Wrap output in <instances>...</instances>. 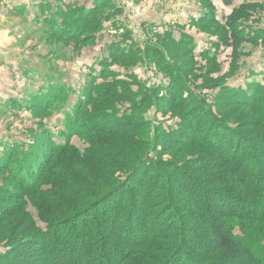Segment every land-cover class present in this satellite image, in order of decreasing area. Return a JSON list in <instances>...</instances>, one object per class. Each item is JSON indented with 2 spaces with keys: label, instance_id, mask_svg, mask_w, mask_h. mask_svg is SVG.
Masks as SVG:
<instances>
[{
  "label": "rangeland",
  "instance_id": "1",
  "mask_svg": "<svg viewBox=\"0 0 264 264\" xmlns=\"http://www.w3.org/2000/svg\"><path fill=\"white\" fill-rule=\"evenodd\" d=\"M224 1L0 0V264H30L29 259L31 261L37 252L28 243L37 240L39 233L45 230H57L56 219L60 217H54L56 208L53 206L80 198L78 190L85 192L91 189L98 198H107L116 193L113 198L120 200V207L109 212H102V204L94 210V223L103 224L104 228L112 227V234L105 233L109 245L126 247L129 243L121 238L123 233L120 231L136 230V224H140L142 212H137L140 206L137 201L145 190L140 191L138 185L132 183H125V188H119L116 180L122 175V167L140 158L133 153L142 144V137L131 140L130 132H122L118 137L100 132L102 135L87 138L83 134L86 130L103 131L114 126L110 118L104 119L106 125H103V118L98 117V112H92L94 115L96 113L97 119L90 125L82 117L78 120L81 124L79 129L75 123L71 125L68 118L74 114L77 102L83 99L84 92L90 87L95 90V86L113 84L107 89L111 91L124 83L126 89L139 93L123 103L110 97L108 101L113 104L109 108L101 107L102 100L92 102L90 109L92 107L95 111L128 108L131 103L143 100V93L147 89L152 91V98L157 100L158 107L156 112L154 105L145 100L147 110L142 115L147 123L152 127L160 124L164 129L174 130L180 121L189 123L190 129H182V133L194 138L200 135L203 138L200 142L197 139L195 145L181 149L175 138L167 140V137L157 135L151 140L152 144H156L151 158L170 161L168 167L174 160L193 163L197 171L201 170L197 173L200 178L196 176L204 190H208L210 184L225 182L220 190L224 187L227 194L235 187L224 176L225 172L233 170L230 162L227 164L225 161V152L206 145L207 140L213 139L216 134L223 135L224 144L231 142V146L237 147V151L233 149L232 152L249 173L245 179L253 184L261 180V185H264V166L260 168L258 165L264 162V0L260 3L263 9L237 27L244 37L247 34L263 37L255 44L242 45L249 56L242 59V66L235 73L231 68L230 49L220 44L225 33L229 34L223 25L231 7L226 6ZM241 2L234 0L232 6ZM95 6L101 8L96 9ZM91 11H95L94 14ZM209 19L215 23L212 24ZM78 22L81 23L76 25ZM217 46L219 49L215 53ZM207 53L212 56L215 54L214 60L205 58ZM113 57H121L122 60L108 64ZM174 71L195 86L193 93L206 99L204 105L217 120L215 126L213 122L208 123L211 133L207 140V136L202 134L204 121L195 129L185 114L186 108L173 98L176 88H170L173 79L169 74ZM205 83L206 86H203ZM167 106L173 110L161 117ZM67 134L72 136L70 144L76 150L82 153L92 148L91 153L95 158L81 162L76 169L68 163V155L54 154L46 165L45 173L35 176V172L28 168L32 156L35 155L38 164L45 163L48 158L43 159L34 153L37 150L41 152L43 145L40 143H45L47 139L51 143L62 144ZM187 142L190 143L191 139ZM168 144L172 146L159 158L160 149L166 145L169 147ZM4 155L5 158L13 156L9 158V169L4 167ZM201 156L213 160L216 165L211 163L202 168L199 163ZM168 167L163 168L169 177L161 190L163 194L151 200L152 207L157 206L152 209L155 216L143 221L149 230L155 221L159 223V220L166 218L167 211L161 210V205L176 206L173 202H164V194L167 199L174 191L180 192L182 196L200 198L202 203L211 208L226 210L220 197L204 195L203 191L198 190L191 183L187 171L172 173ZM172 179L178 184L174 185ZM25 182L33 186L23 191ZM129 189H138L139 192L131 194L129 198ZM46 190H51V195L44 198L41 193ZM154 193H157V189ZM88 199L91 200V197ZM128 202L133 204V209L128 208ZM48 205L50 209L47 212L40 211V207ZM184 206L182 214L178 208L180 216L190 215L193 206L186 202ZM231 206L235 208L236 204L232 201ZM113 210L119 211L118 224L122 217H126L118 229L114 228L110 220ZM236 211L243 212L241 209ZM127 225L129 229L123 230L122 227ZM68 226L66 223L65 227ZM235 233L236 237H241L237 231ZM201 238L199 236L193 242L194 246L187 245L184 248L198 254V258L202 259L199 263H209L215 255L206 249L201 256V252L196 249L202 243H207L210 236L204 240ZM243 239L264 256V239ZM103 246L106 247L105 244ZM101 249L110 258L112 252L107 248ZM145 250L152 253L151 249ZM162 251H159L160 255L167 252L166 249ZM172 253H176L173 248L164 260L167 257L172 259ZM182 254H176L177 257L171 263H198L188 259L183 251ZM66 262L85 263L81 257Z\"/></svg>",
  "mask_w": 264,
  "mask_h": 264
},
{
  "label": "trees",
  "instance_id": "2",
  "mask_svg": "<svg viewBox=\"0 0 264 264\" xmlns=\"http://www.w3.org/2000/svg\"><path fill=\"white\" fill-rule=\"evenodd\" d=\"M233 1L234 0L224 1L226 6L231 7V11L229 15L225 17V23L223 25L229 34L225 33L226 35L225 37L221 38L220 44L225 49H230V58L232 62L231 68L235 73L241 68V62H243L242 59L246 56H249L245 53L246 47H243L242 45L245 43L255 44L259 38L263 37L249 34L244 37L242 36L241 32L237 31V27L241 23L248 22L258 10L263 9V5L260 4L263 0H242L239 5L232 6ZM95 8L100 9L101 7L95 6ZM91 12V14H94L95 11ZM209 20L212 22V24L215 23L213 19ZM80 23L81 22H78L76 25H79ZM72 35L76 36L77 34ZM218 49L219 48L217 46L215 48V53H217ZM208 54L209 53H207V55L204 57L214 60L215 54L213 56ZM121 56L125 57L124 55ZM121 60V57H113L107 63L114 64L116 61ZM174 72L169 74L173 79L170 88H176V91L173 93V98L178 104L183 105V107L186 108L185 114L195 129H198V124L204 121V124L202 125V134L207 136L205 137V140H207L211 133L210 129L208 130V123L213 122L212 124L215 126L217 124V120L212 115V111H210L206 105H204L206 99L200 94L193 93L192 90H196L195 86H192L186 77L177 73V71L175 73ZM173 73L176 77L172 76ZM101 77L103 78L104 76ZM112 85L113 84H109L108 86L104 87L95 86V90H93V87L87 88L84 92L83 99L77 102V108L74 111V114H70L68 119L70 124L72 125L75 123L78 129L81 127L79 126L81 124L78 123V120L81 117L84 118V121L88 120V125L97 119L96 113L94 115L92 112H98V117L101 119L103 118V125H106L104 119L110 118L113 121L114 126L108 127L107 125L108 129H104L103 131L100 129L86 130L87 132L84 131L83 134L86 135L87 138L102 135L100 132H103L104 135L115 137H118L122 132H130L131 140L136 139L137 137H142V144H140L134 153L132 152L134 156H139L140 158H137L138 160H136V162H131V165L122 167V171H120L122 172V175L120 176V179H117L119 181L116 180L117 186H120L119 188H123L125 183H132L134 186L138 185L137 188L140 189V191L143 189L145 190L139 195L141 197L139 201H137V203L140 204V206L137 207V212L139 213V210L142 212V219H140L141 222L140 224H136L138 226L136 230L130 229L125 231L124 229H129L128 225L127 227H122L124 232H120L124 235L122 234L121 238L129 243L126 245V247L109 245V238L106 237L105 233L111 232L112 234V227L104 228L105 225L94 223V210H97L98 206L102 204V212H109L113 208L120 207V200L113 198L116 193L109 195L107 198H98L91 189L88 191L86 190L85 192L78 190V193H75H77V195H81L80 198L74 201L70 200L65 202V204L59 203L58 205L55 204L53 206L56 208V210H54V217L59 216L61 218L56 219L57 230L52 228L45 230L39 233L40 235H38L39 237L37 240H31V243H28V245H31L37 252V254L34 252L35 256L31 261L29 259L30 264H73L70 263L71 261H66L68 259L78 260L80 257L85 262L82 264H190L171 263L176 254L177 256L183 255L182 251L188 259L198 262L195 264H264V256L253 249V247L243 239H264V185H261V180L259 183L253 184L252 182L245 179L249 176V173H247L245 170L246 168H242L240 161H238L236 155H234V151H237V147L231 146V142L224 144V142H222L223 135L221 134H216L213 139L207 140L208 144L206 145L209 148H218L219 152H222V150L225 152V161L227 164L228 161L230 162L233 170L225 172L224 176L226 179H228V182H233L235 187L232 189V192L227 194L224 192V187H222V190H220L221 186H223L225 182L221 184H210V188L208 190H204L202 183L199 180L200 177L197 175L198 171L201 170L199 169L197 171L195 167H193V163H189L188 161H185V163H179L174 160L172 165L168 167L170 161H160L157 157L154 159L151 158V153H153L156 145L154 142V144H152L151 140H154L157 135L163 138L167 137V140L169 138H175L177 146L181 147V149L195 145L203 138L200 137V135H196L197 137L194 138V136L182 133V129H190L188 126L189 123H183L181 121L178 122L176 124V130L164 129L160 124H157V127H152L150 123H147L144 116L142 115L143 112L147 110V108H145L147 107V103H145L146 99L148 102H151V104L154 105L155 111L158 112L156 102L157 100L152 98L151 90L146 89V92L143 93V100H140L137 103H131L128 108L122 107L120 111L117 108L109 110L105 109L104 111H95L92 109V107L91 110L90 105L92 102L102 100L100 103L101 107L109 108L112 107L113 104L112 102L108 101V98L110 97L123 103L139 95L137 92H131L130 90L126 89L123 86L124 83H120V87H116V89L108 91L107 89H110V86L113 87ZM202 85L206 86V83ZM197 100L201 102L198 103L196 102ZM100 109L102 110L103 108ZM164 109L165 112L162 113L161 117H163L165 113L173 110L172 107L168 106L164 107ZM87 113L88 115H86ZM136 123L140 125V127L135 125ZM93 131H98L99 133H94ZM71 138L72 136L69 137L67 134V139L62 144H54L49 142L47 139L45 143L41 142L40 144L43 145V148L40 150L41 152L37 150L34 153L43 159L48 157L47 161L45 163L38 164V162L35 161V155H33V159H30L29 161L30 164L28 168L30 171L35 172V176L43 175V172L45 173L47 169L46 165L54 154L57 155L60 153V155H68V163L74 166L76 169L78 164L81 162L95 158L94 154L91 153L92 148H89L87 151H83L82 153L76 150L75 147L70 144ZM188 139H191L190 143L187 142ZM242 141L246 143L244 139ZM168 145L169 147L166 145L165 148L160 149L158 154L159 158H161L162 155H164V153L169 150L170 146H172L171 144ZM110 149L111 148H109V151ZM233 149L234 151L232 152ZM100 151H102V149L99 150V152ZM3 157L5 159L4 167L9 169V164L11 163L9 158H12L13 156H8L5 158L4 155ZM199 158V163L201 162L200 164L202 168H205L207 164L209 165L211 163L216 165L213 160L211 161L207 157L205 158L201 156ZM258 165L261 168L262 165L264 166V162L258 163ZM164 167L171 168L172 173L180 172L181 174L182 171H187L186 174L190 175L191 183L196 185L195 187L198 188V190L203 191L204 195L210 194L220 197L226 210L221 204L220 206H222L224 210L215 207L211 208V206L209 207L202 203L200 198L194 199L193 197L182 196L180 192L174 191L171 192L172 196H169L170 199H166V195L164 194V202L165 200L167 203L173 202V205L175 204L177 208L176 206H165V203L164 205H161V207L158 206L161 210L167 211V213H165L166 218L159 220L161 221L159 223L155 221V223H153V228H150L149 230V228L145 226V218H148L149 216H155V213L152 211V209L154 210L155 207H157H152L151 200H154L163 194L161 190H163L162 188H164V184L169 181V177L166 175V171L163 169ZM19 178L21 179L20 176ZM171 181L174 185L178 184V182L174 181L173 179ZM195 181L197 182L195 183ZM32 186L33 185L30 183L25 182L22 185V189L23 191L28 190ZM138 189H135V191L133 189H129L128 197L131 198V194L136 195L137 192H139ZM156 189L157 193L155 194L154 191ZM41 195L44 198L48 197L51 195V190H46L41 193ZM89 197H91V200L88 199ZM149 198L150 200L148 201ZM232 201L236 204L235 208H232L231 206ZM102 202H104V204ZM185 202L190 203V205L193 206V212L188 216H180L178 208L182 214V211L185 210ZM224 202L228 204H225ZM127 206L129 209H133V204H129L128 202ZM49 209V205L40 207V211L47 212ZM237 209H241L243 212L236 211ZM116 212L113 210L110 220L112 224L115 225L114 228L118 229L122 219H125L126 217H122L121 222L118 224L120 215L118 210ZM51 213L54 212L52 211ZM189 219L191 220L189 221ZM153 220H155V218ZM123 222L126 223V221ZM66 223L69 224L67 228L65 227ZM155 228H157L156 231L154 230ZM236 231L239 235H241L240 238L236 237ZM199 236H201V239L203 240L210 236V240L207 243H202V245L198 246V249H196L201 252V256H203V253L206 252V249H209L210 253L215 255L214 258L209 261V263H199L202 260L198 258L200 256L198 254L190 253L184 248V246L187 245L194 246L193 242H195ZM152 242H155L156 244H152ZM102 244H105L106 247H102ZM167 247H172L176 253L171 254L172 259H168L167 257V259L164 260L165 256L172 250V248L167 249ZM101 248H107L110 252H112L110 258L106 253H103ZM144 248L151 249L152 253H148L149 251H146ZM160 248L162 249L158 250ZM163 249H166L167 252L166 254L160 255L159 251H162ZM92 250L94 251L93 254ZM56 260L57 262L54 263ZM74 264L79 263L75 262Z\"/></svg>",
  "mask_w": 264,
  "mask_h": 264
}]
</instances>
